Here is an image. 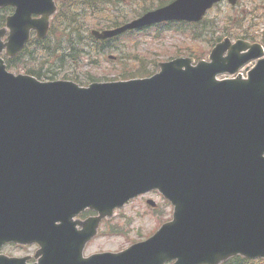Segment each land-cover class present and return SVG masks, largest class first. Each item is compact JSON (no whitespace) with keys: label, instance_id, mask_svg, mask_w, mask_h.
I'll return each mask as SVG.
<instances>
[{"label":"water","instance_id":"1","mask_svg":"<svg viewBox=\"0 0 264 264\" xmlns=\"http://www.w3.org/2000/svg\"><path fill=\"white\" fill-rule=\"evenodd\" d=\"M218 1L173 0L92 34L198 21ZM4 5L15 10L6 42L0 29V53L16 55L31 30L46 36L53 0H0ZM263 53L260 43L225 37L209 61L177 57L150 77L88 86L15 75L0 57V245L37 242L34 264L264 258V57L247 77L217 79ZM152 188L174 206L172 220L120 252L82 257L101 217ZM86 206L100 215L77 230L71 217ZM24 260L0 255V264Z\"/></svg>","mask_w":264,"mask_h":264},{"label":"rangeland","instance_id":"2","mask_svg":"<svg viewBox=\"0 0 264 264\" xmlns=\"http://www.w3.org/2000/svg\"><path fill=\"white\" fill-rule=\"evenodd\" d=\"M145 1L122 0L123 3L118 9L106 5V7L111 9L105 11L106 14H100L99 12L92 14L95 17L92 21L89 20L87 22V26L90 29L94 28L92 22L100 21L106 25L108 21H112L116 16H121V18L132 17L142 9ZM262 1L239 0L236 7H231L226 1H221L207 12L201 23L195 27L185 26L186 31L184 32H178L173 29H162V32H159L156 28H152L114 39L111 41V49L106 48L105 51L99 54L93 51L91 47L93 43L87 38L90 33L89 29L88 34H82L86 37L83 40L90 45L91 52L88 54L89 45L83 42V45L88 50L83 52L82 57L79 59L65 55L63 61H57L54 54L65 53L68 48L62 47L61 49L53 50V47H50L49 51L42 50L40 47H48L47 45L53 41L49 39L44 45L36 47L34 52L35 60H28L24 64L25 66L19 65L11 70L16 73H25V67L39 68V61L45 60L42 71L47 72H44L45 75L41 76V80L72 79L81 85H86L91 81H109L122 79V76L136 75L133 74V71L142 63V70L146 72H153L154 70L156 72L158 67L155 66L154 62L167 60L175 56H184L190 51L197 55L198 53L203 54V58H206L211 48L209 42L219 36H228L221 33L223 31L229 34L228 37L232 39L240 38L248 33V36L255 35L252 38L255 40L252 41L264 43V9H261L264 6V2ZM74 10L75 8L73 7ZM246 11H253L255 15L250 13L247 17L238 18L237 15L239 13L243 12V15H246ZM98 17H101V20ZM192 28H195L197 32L202 29L201 33L198 32V38L190 36L189 30ZM66 31L69 32L70 28H67ZM60 33H62V28L57 26L56 35L59 36ZM62 38L58 39L61 43L64 42ZM109 54L115 55L117 58H109ZM253 63L254 61L249 62L248 65L252 66ZM240 71L245 75V69ZM123 73L125 74L123 75ZM50 76L54 77L48 78ZM147 197H151L157 202L158 206L154 214L145 203L144 199ZM171 211L172 207L166 205L160 194L156 192L135 198L123 208L116 209L110 219L104 220L98 236L86 245L84 255L106 250L117 251L136 240L150 235L161 223L171 217ZM112 230L115 232L111 233ZM116 231H119V233ZM0 251H10L13 254L21 252L19 249L9 247L0 249Z\"/></svg>","mask_w":264,"mask_h":264},{"label":"trees","instance_id":"3","mask_svg":"<svg viewBox=\"0 0 264 264\" xmlns=\"http://www.w3.org/2000/svg\"><path fill=\"white\" fill-rule=\"evenodd\" d=\"M169 1H171V0H146L142 5V10H140L139 12H136V15L140 14L141 11H145L151 7L163 5ZM262 2H264V0ZM74 3L78 7L77 10L73 11V13L69 12L67 9L65 11H60L56 16V19L52 22L50 35L51 34L53 35L52 36L53 42L49 43L47 45L48 47H40V46L47 43L49 41L48 39L50 37L45 39L44 41L35 40L36 46L40 47L42 50H46V51H49L51 49L50 47H53V50L61 49L62 47H64V48L67 47L68 50H66L65 53H55L54 54L57 58V61H63V59H65L64 58L65 55L68 57L79 59L82 56V53L86 51V46L83 45V42H85L86 44H88V43L83 40L86 38L83 34H88V30L90 28L87 26L88 25L87 22L89 20L92 21L93 18L95 17L92 14H95L97 12H99L100 14H102V13L106 14L105 11L111 9L109 7H106V5H108L110 7L113 6L116 9H118V7H120L123 2H122V0H76ZM87 8L90 9V12L88 11ZM4 9L10 10V8H8V7L4 8ZM250 13L255 15V13H253V11H246V15H243V13H239L237 16H238V18L242 19L243 17L249 16ZM63 15L66 17L63 18L62 17ZM4 17H5V15H0V18H1L0 23H4ZM100 18L101 17H98L99 20H101ZM125 21H127V18H121V16H119V17L116 16V18L112 19V21H108L106 23V25H104V23H101V21H100V22H92V24H93L92 26L98 27V28L116 26V25L123 23ZM239 24H241V22H239ZM184 25H190V24H188L186 22H168V23L161 24L162 27L168 26L167 28L166 27L164 28L166 30H172L173 29V30L178 31V32L179 31H181V32L186 31V29L184 28L185 27ZM57 26L62 28V34L63 33L65 34V36L63 37V41H64L63 43H61V41L58 40L59 37H57V35H56ZM67 28H70L69 32L66 31ZM201 30H198V32L201 33ZM198 32L196 31L195 28H192L191 30H189L190 36L192 38H198V36H199ZM221 33L227 34L224 31ZM227 35H229V34H227ZM244 36H248V33L244 34ZM220 38L221 37L219 36V37H216L215 39H212V41L209 42V45L212 46L214 44V42L219 40ZM252 38H254V36H252ZM111 40L112 39L99 41V40H95L92 38L91 41L94 44L93 47L96 49L97 52H103L105 50V48L109 49L110 47H112L111 46ZM54 41H56V43ZM64 44H65V46H64ZM89 47H90V45H89ZM35 49H36V47L26 46L15 57L6 58L7 67L10 69H15L19 65L22 67L25 66L24 64L28 60L33 61V59L35 57V54H34ZM188 53L191 55L194 54L197 59L203 57V54H200V53H198V55H196V53L191 52V51ZM141 62H143V60H141ZM44 63H45V60L39 61V64H40L39 68L25 67L26 72L31 73L38 78H41V76L45 75L44 72H47V71H42ZM142 67H143V63L141 65L137 66L139 74H144V70H142ZM53 77L54 76H50L48 78H53ZM91 79H93V78H91ZM222 264H264V260H248V259L243 258L241 256H236V257L234 256Z\"/></svg>","mask_w":264,"mask_h":264},{"label":"flooded vegetation","instance_id":"4","mask_svg":"<svg viewBox=\"0 0 264 264\" xmlns=\"http://www.w3.org/2000/svg\"><path fill=\"white\" fill-rule=\"evenodd\" d=\"M155 192L156 191H152L151 193H155ZM143 195H141V197H143ZM144 200L146 201V199H144ZM163 202H165V200H163ZM157 206H158L157 203L153 207L149 206L150 211L153 214L156 212ZM93 214H96V212H93V211H91V210L88 209V210H85L84 212H82L78 217L80 219H84V218H86V217H88L90 215H93ZM103 223H104V220L101 222V225ZM79 228H80V226L77 227V229H79ZM7 247L19 249L21 252L18 253V254H13L10 251L2 252L3 251L2 250V251H0V253L5 254L7 257H24L26 263L32 264V263L36 262L38 260V258L41 256V254L37 252L39 246L37 244H35V243H31V244H19V243L9 242V243L3 245L2 246V249H7Z\"/></svg>","mask_w":264,"mask_h":264}]
</instances>
